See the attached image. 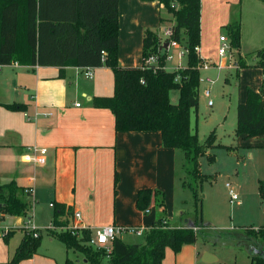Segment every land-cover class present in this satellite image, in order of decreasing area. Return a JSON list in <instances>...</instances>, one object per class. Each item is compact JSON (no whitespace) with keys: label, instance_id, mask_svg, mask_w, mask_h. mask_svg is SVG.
Wrapping results in <instances>:
<instances>
[{"label":"trees","instance_id":"obj_1","mask_svg":"<svg viewBox=\"0 0 264 264\" xmlns=\"http://www.w3.org/2000/svg\"><path fill=\"white\" fill-rule=\"evenodd\" d=\"M141 1H156L171 15V36L163 40L157 31L145 29L141 67H122L117 55L118 0H0V67L12 64L60 69L108 67L114 77L113 96L94 98L93 106L112 112L115 131L158 132L163 148L181 151L186 164L200 171L199 158L207 156L212 163L214 156L206 154L205 150L218 147L214 145V131L204 144H199L197 134L190 130V112L198 106L200 70L204 65L195 51L200 44L201 0ZM164 22L160 19L161 24ZM226 29L230 49L237 58L236 67L257 68L264 76V48L257 51L256 62L247 66L239 51L240 22H232ZM183 40L187 66L168 72L164 68L167 50L163 45L171 41L181 44ZM151 57L156 63L147 65ZM174 89L179 91L177 104L169 100V92ZM4 108L25 112L22 104H6ZM234 133L245 139L264 136V78L258 91L248 88L245 101L237 104ZM190 190L195 202L193 219L187 223L180 220L182 225L177 228H172L165 217L157 219L144 234L142 245L125 244L117 237L108 259L101 249L85 245L91 235L89 230H82L78 238L63 231L50 230L49 233L67 250L84 257L83 263L66 259L64 264H162L166 249L177 254L183 246L195 244L199 236L205 237L202 231L208 228L201 223L197 188ZM258 191L264 200V179L259 181ZM24 196L25 189L13 181L0 185V214L24 216L28 208ZM157 196L160 197L157 205L164 210L162 195L153 190L139 192L137 207L145 211ZM71 214L69 209L56 206L52 218L54 228H65L68 225L66 217ZM23 232V240L5 264H19L37 254L40 232L37 231V237L26 228ZM246 235L249 245L263 247L253 245L252 250L247 249L251 264H264V229H246Z\"/></svg>","mask_w":264,"mask_h":264},{"label":"crops","instance_id":"obj_2","mask_svg":"<svg viewBox=\"0 0 264 264\" xmlns=\"http://www.w3.org/2000/svg\"><path fill=\"white\" fill-rule=\"evenodd\" d=\"M255 7L264 16V3L255 0ZM162 11L156 1L118 0L117 55L122 67H141L143 32L154 28ZM202 52L200 41V57ZM8 67L18 72L11 93L0 94V160L5 157L10 164L2 185L13 181L29 190L24 202L32 210L47 207L53 218L55 207L63 206L72 214L79 212L81 226L91 232L108 226L148 229L161 217L177 228L180 220L191 219L183 209L184 154L163 148L158 132H116L112 112L93 106L94 98L113 96L114 77L108 67L93 69L87 79L85 68L12 64L1 67L0 86L5 80L2 70ZM254 71L260 83L249 89L258 91L264 76L260 69ZM247 89L239 103L245 101ZM6 104H22L25 112L7 110ZM237 140L241 148H264V136ZM33 149L47 151L43 165L31 161ZM146 190L162 195L164 210L157 205L160 195L152 198L148 214L137 207L139 192ZM72 214L66 217L68 225ZM190 246L174 255L167 251L162 264H198L199 254ZM36 257L19 264H36Z\"/></svg>","mask_w":264,"mask_h":264},{"label":"rangeland","instance_id":"obj_3","mask_svg":"<svg viewBox=\"0 0 264 264\" xmlns=\"http://www.w3.org/2000/svg\"><path fill=\"white\" fill-rule=\"evenodd\" d=\"M159 19L170 21V24H161ZM172 20L163 8L161 17L156 18L154 28L150 29L163 37L164 31L172 26ZM232 22H240V55L246 65H252L257 60V51L264 48V16L255 7V0H201L200 41L204 48L201 53L204 68L200 70V79L204 82H199L198 106L190 112V130L192 134H197L199 144H204L214 131V145L218 147L205 150L206 154L214 156V161L210 163L207 156L200 157V171L191 164L180 168L186 201L183 209L187 216L194 218L195 202L190 189L197 188L201 223L209 229L202 231L204 238L199 236L196 243L190 246L199 254L198 264H202L204 254L215 258L211 264H251L247 249L252 250L254 246L263 248L258 244L249 245L246 229H264V200L258 191L259 181L264 179V148H241L234 133L237 104L247 88L259 85L260 74L254 68L244 70L236 67L237 58H234V50L230 49L226 29ZM220 37H224L229 45L224 56L219 54ZM186 66V43L183 40L167 51L164 68L168 72H175ZM17 72V69L12 71L9 67L2 70L5 80L0 86V94L11 93L12 79L16 78ZM206 79L211 80L212 84L208 85ZM207 89L210 91L209 98L205 95ZM178 99L179 91L171 90L170 103L177 104ZM209 101L212 106L208 105ZM8 161L5 157L0 160V185L8 177ZM227 184L236 190L241 206L230 205ZM51 218L52 212L47 207L34 211L28 206L24 216L0 214V264L9 262L14 256L24 238L23 228L40 232L36 264H64L66 259L83 263L82 254L67 250L61 242L51 237ZM177 226H180L179 223ZM121 241L129 245H142L144 234H122ZM167 251L175 254L171 249H166L165 254Z\"/></svg>","mask_w":264,"mask_h":264},{"label":"built area","instance_id":"obj_4","mask_svg":"<svg viewBox=\"0 0 264 264\" xmlns=\"http://www.w3.org/2000/svg\"><path fill=\"white\" fill-rule=\"evenodd\" d=\"M171 36V31L169 28H167L164 31L163 37L164 38H169ZM162 37V36H161ZM162 37V39H163ZM220 50H219V54L221 56H224L226 54V51L229 49V45H227L226 43V39L224 37H220ZM167 50L169 48L172 47H177L178 44L174 41H171L169 43V45H167ZM195 51L197 53H199V48H195ZM102 57L105 56V53L102 52ZM156 63L155 58L151 57L147 60V65H154ZM202 68H204V65L202 66ZM1 69V67H0ZM93 69L88 68L86 69L84 76L87 79H91L93 76ZM199 82H204L202 79H199ZM205 82L208 83V85L212 84L211 80L206 79ZM205 95L206 97H210V91L209 89H207L205 91ZM209 106H212V102L209 101L208 102ZM45 116H49L51 114H44ZM35 155L34 157L31 159V161L34 164H39V165H43L45 163V156L47 154V151L45 149H41V150H37V149H33ZM226 188L228 190V196H229V203L230 205L234 206V207H239L241 206V201L239 198V195L237 194L236 190L230 185L227 184ZM29 192V190H25V194H27ZM50 207H53L52 204H50ZM150 212L149 209H146L145 211H143L144 214H148ZM73 223L66 226L65 228H54V226L51 227L52 231H63V232H68L71 236H75L76 238H78L80 236V232L82 230H89L83 226H81L80 221H81V215L79 212H74L73 214ZM30 234L33 237H37L38 233L36 229H29L26 228ZM90 231V230H89ZM149 231V228H121V227H116V226H108V227H103V228H98L96 230H94L93 232L90 231L91 235L90 238L87 242H85L86 246H90L93 249H101L104 254H105V258L108 259L109 256L111 255L112 252V243L113 241L121 236L122 234H131V235H136V236H141L143 234H145L146 232ZM5 233H8L5 231Z\"/></svg>","mask_w":264,"mask_h":264},{"label":"water","instance_id":"obj_5","mask_svg":"<svg viewBox=\"0 0 264 264\" xmlns=\"http://www.w3.org/2000/svg\"><path fill=\"white\" fill-rule=\"evenodd\" d=\"M167 44L163 45V49L167 50ZM215 261V258L209 254H204L203 258H202V263L203 264H211L212 262Z\"/></svg>","mask_w":264,"mask_h":264}]
</instances>
